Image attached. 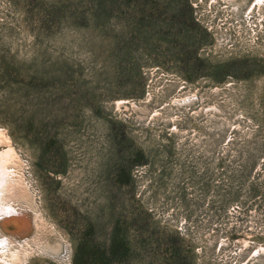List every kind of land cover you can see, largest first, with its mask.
I'll return each mask as SVG.
<instances>
[{
    "label": "rangeland",
    "instance_id": "1",
    "mask_svg": "<svg viewBox=\"0 0 264 264\" xmlns=\"http://www.w3.org/2000/svg\"><path fill=\"white\" fill-rule=\"evenodd\" d=\"M0 217V264H264V0H0Z\"/></svg>",
    "mask_w": 264,
    "mask_h": 264
},
{
    "label": "bare ground",
    "instance_id": "2",
    "mask_svg": "<svg viewBox=\"0 0 264 264\" xmlns=\"http://www.w3.org/2000/svg\"><path fill=\"white\" fill-rule=\"evenodd\" d=\"M258 2V1H257ZM7 213V212H6ZM17 213V212H16ZM11 216V215H10ZM1 218V217H0ZM1 222H2V219H1ZM1 225V224H0ZM0 242H2V240H0ZM2 251H4V249L2 250Z\"/></svg>",
    "mask_w": 264,
    "mask_h": 264
}]
</instances>
